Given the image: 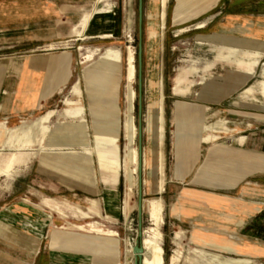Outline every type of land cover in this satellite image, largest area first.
I'll return each instance as SVG.
<instances>
[{"label":"rangeland","instance_id":"1","mask_svg":"<svg viewBox=\"0 0 264 264\" xmlns=\"http://www.w3.org/2000/svg\"><path fill=\"white\" fill-rule=\"evenodd\" d=\"M155 1L144 0V113L146 114L148 106L160 96L159 87L153 86V80L158 82L163 76L167 116V182L166 191L162 194L166 204V223L162 228L161 242L166 251V264H171L170 256L178 248L173 243L175 239L185 242L188 251H184V254L189 252L190 256L187 261L183 259L179 264H219L218 260L213 262L211 253L221 255L222 259L246 258L251 260L248 264H264V258L235 255L237 250L233 247H218L227 251L222 252L215 246L186 241L187 232L170 219V208L176 192L178 160L174 146L178 133L185 135L181 151L188 152L195 145V138L191 136L198 132L202 124L227 121L226 125L230 130L219 133L221 137L212 142H224L228 145H236L235 136L264 129V123H259L244 131L240 118L235 116L237 108H257L264 104V41L249 38L245 29L240 27L230 34L220 32L226 15L238 10L232 0H220L205 11L183 18L181 23H175L178 0H170L168 21L163 35L161 21L148 17L155 13ZM66 8L73 13L71 18L62 21L67 23L59 27V35H18L9 30H4V35H0V64L7 62L8 58L13 60L10 65L0 67V80L6 75H16L20 60L31 53L70 49L77 58L73 68L74 77L54 102L33 116L15 121L5 120L0 115V122H6L12 127L48 113L46 135L39 128H35L36 137L43 139L42 144L30 147L26 154L28 160L16 163L7 174H0V207L26 202L43 208L50 219L49 248L58 254L61 250L70 248L79 251L86 264H124L126 238L131 237L137 241L138 211L126 218L128 181L123 168L117 175L116 207L110 208L114 205L110 198L111 186L102 183L99 173L105 179L110 176L114 167L110 164L111 160L104 159L101 155L97 128L117 118L122 125L125 122L127 66L131 50L135 54L136 68L138 67L139 0H88L86 3H70ZM198 9L197 4H191L190 14ZM85 10L91 11L86 16L89 23L94 16L91 23L93 29L90 28L89 31L100 35L92 37L85 34L87 26H76ZM200 23L205 26L199 27ZM76 27H79L78 30ZM154 30L157 32L155 35ZM74 32V36H79L76 40L71 36ZM102 33H111L112 37L103 38ZM207 35H215L217 38L208 39ZM82 37L85 39H81ZM260 46L261 49L258 50ZM257 57L259 61L252 66V70L248 64L241 66L233 62H216L207 67L210 61L217 58H243L249 61ZM184 67H197L201 71L189 76L190 86L186 94H175L174 78ZM134 87L137 91L135 116L138 122L137 73ZM40 126L43 127L44 124ZM49 138H52L53 146L45 147ZM75 138L84 139V145H61V142ZM144 146L148 150L154 146L146 132ZM125 149L126 139L121 126L120 157L125 154ZM15 152L17 151L10 148L0 150V169L6 168L7 161ZM184 166L189 170L190 162H184ZM77 169L83 171L85 177L96 173V192L69 189L61 182L72 177ZM150 171L149 166L145 165V199L159 195L156 192L158 177H153ZM136 193L138 199V188ZM93 198L97 199L94 203L99 210L91 209L94 207ZM48 202L58 205V210H52L47 205ZM67 203L79 205L84 211L71 209ZM51 210L57 214L53 215ZM62 212L67 214V218L63 217L65 215ZM68 221L73 224L91 223L106 230L118 231L119 236L112 237L118 244L107 246L108 235L79 230L73 224H68ZM64 226L69 231L63 229ZM148 227H151V222L148 205L144 201V228ZM178 233L180 238H177ZM75 238H80V241H74Z\"/></svg>","mask_w":264,"mask_h":264},{"label":"crops","instance_id":"2","mask_svg":"<svg viewBox=\"0 0 264 264\" xmlns=\"http://www.w3.org/2000/svg\"><path fill=\"white\" fill-rule=\"evenodd\" d=\"M87 1L0 0V31L3 32L0 35H4V30L18 35L51 37L59 35L61 33L59 27L67 23L62 21L71 18L73 13L66 7L70 3ZM203 1L205 0H178L175 15L193 16L218 4L220 0H206L204 9L201 7L194 14H190V5L200 6ZM249 1L232 0V4L238 6V10L226 15L220 32L230 34L240 27L245 29L249 38L264 41V0H252L251 3ZM89 13L90 10H85L76 26L83 25L84 18ZM93 18L94 16L90 18L85 31V34L92 37L100 35L99 32L96 35L95 31H89ZM60 21L62 23H59ZM181 22L182 20H178L175 23ZM78 28L76 27V30ZM74 35L75 32L71 36L76 40L79 36ZM257 49L260 50L261 46ZM76 60L74 51L70 49L36 52L24 56L19 62L16 75H6L0 80L1 118L15 121L33 116L54 102L74 77L73 68ZM258 61V57L249 61L243 58L237 60L217 58L207 67L213 66L216 62H233L241 66L248 64L252 70V66ZM11 63L13 60L8 58L0 67ZM192 68L184 67L175 76L173 86L175 94L184 95L189 90V76L195 74ZM236 112L235 116L240 118L244 131L250 130L255 124L264 123V118L260 117L264 116V104L258 105L257 108L240 107ZM47 114L12 127L6 122H0V150L10 148L17 151L7 161L6 168L0 169V174H7L16 163L28 160L26 154L30 147L42 144L43 139L36 137L35 128H39L46 135ZM226 123L227 121L219 120L208 125H200L198 132L191 136L195 138L194 148L190 147L188 152L181 151L185 135L177 134L174 146L178 160L176 192L170 208V219L187 232L186 241L215 248L233 247L237 250L235 255L264 258V129L235 136L236 145L212 142L221 137L219 133L230 130ZM41 124L44 126L41 127ZM61 145L79 147L84 145V139L75 138L72 141L67 139L61 142ZM52 146V138H49L45 147ZM184 162H190L189 170L185 168ZM149 169L153 177H158L159 181L158 170L153 167ZM219 170L221 171L218 172ZM89 175L85 177L84 172L77 169L72 177H67L61 182L69 189L79 188L96 192V173ZM99 176L102 183L108 185L103 174L99 173ZM110 190V198L114 204L110 208L113 209L116 207V191L115 188ZM156 192L159 194L158 187ZM94 200L97 199L93 198L94 207L91 209L99 210L95 208ZM47 205L51 206L52 210H58V205L50 202ZM67 206L77 209L76 211H84L79 205L67 203ZM44 211L43 208L26 202L0 207V264H86L77 250L65 248L58 254L49 248L50 219ZM62 214L67 218V214L64 212ZM63 229L69 231L67 226ZM112 237L106 238L107 246L118 244ZM73 240L80 241V238Z\"/></svg>","mask_w":264,"mask_h":264},{"label":"bare ground","instance_id":"3","mask_svg":"<svg viewBox=\"0 0 264 264\" xmlns=\"http://www.w3.org/2000/svg\"><path fill=\"white\" fill-rule=\"evenodd\" d=\"M170 0H156L155 1V13L149 14L148 17L155 18L161 21L164 35L165 28L168 21V8ZM203 3V4H201ZM199 8L204 9L206 0L201 2ZM203 5V6H202ZM182 14L175 15V22L178 20H183ZM89 24L88 18L85 17L83 25L87 26ZM204 23H200L199 27H204ZM157 32L153 31V35ZM101 37L111 38V33H102ZM164 38V37H163ZM208 39H216L215 35H207ZM81 39H85L82 37ZM225 41V40H223ZM128 66H127V84H126V118L123 125L119 118L111 120L105 125H100L97 128V136L99 138L98 146L101 149V155L104 159L111 160V165L114 170L111 172L110 176L105 178L106 183L115 188L117 185V175L120 169L123 168L125 176L128 181L127 189V202L125 206L126 218H128L134 211H138L139 204L137 199L136 190L138 188L139 192V177H140V153H139V143H138V122L135 116L136 112V98L137 91L134 87V81L136 79V73L138 75V69L135 64V54L131 50L128 55ZM210 61L208 65L212 64ZM201 69L197 67L192 68V72L198 73ZM182 75V74H181ZM182 80V76H180ZM164 77L161 76L160 80L154 81L153 86L159 87L160 96L154 103L150 104L147 108L145 114V132L149 134L150 142L154 145L146 148L144 151V169L145 165L153 167L159 172L158 181V192L157 197H152L145 199L144 201L148 205V215L149 221L151 222V227L144 228V253H143V264H166L165 258V248L162 245L163 232L162 228L166 223L165 219V208L166 204L162 194L166 191V150H165V139L167 133V116H166V96L164 91ZM185 88V87H184ZM177 92V91H176ZM148 93V92H147ZM123 127L125 139H126V149L125 154L120 157L119 155V131L120 127ZM130 202H133L132 204ZM56 215V212H52ZM68 224H72L69 222ZM133 224V223H132ZM73 226L82 231L98 232L108 236H119L118 231L106 230L100 226L89 224H73ZM178 233L177 238H180ZM137 242V241H136ZM135 239L131 237L126 238V258L124 264H135L137 254L134 251ZM174 243L177 245V249L174 250L173 254L170 256L171 264H179L180 261L189 259V252L184 254V251H188L186 244L183 240L175 239ZM213 257V262H219V264H248L251 263L250 259L246 258H226L222 259L221 255L211 253Z\"/></svg>","mask_w":264,"mask_h":264},{"label":"water","instance_id":"4","mask_svg":"<svg viewBox=\"0 0 264 264\" xmlns=\"http://www.w3.org/2000/svg\"><path fill=\"white\" fill-rule=\"evenodd\" d=\"M144 0H139V48H138V143L140 153V177L138 192V234L134 251L137 254L135 264H143L144 237Z\"/></svg>","mask_w":264,"mask_h":264}]
</instances>
